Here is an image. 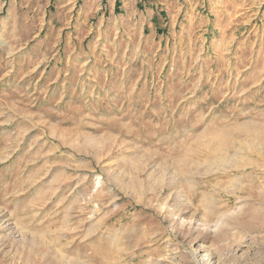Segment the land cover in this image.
<instances>
[{
    "label": "rangeland",
    "instance_id": "rangeland-1",
    "mask_svg": "<svg viewBox=\"0 0 264 264\" xmlns=\"http://www.w3.org/2000/svg\"><path fill=\"white\" fill-rule=\"evenodd\" d=\"M0 264H264V0H0Z\"/></svg>",
    "mask_w": 264,
    "mask_h": 264
},
{
    "label": "bare ground",
    "instance_id": "bare-ground-1",
    "mask_svg": "<svg viewBox=\"0 0 264 264\" xmlns=\"http://www.w3.org/2000/svg\"><path fill=\"white\" fill-rule=\"evenodd\" d=\"M209 258V257H208Z\"/></svg>",
    "mask_w": 264,
    "mask_h": 264
}]
</instances>
